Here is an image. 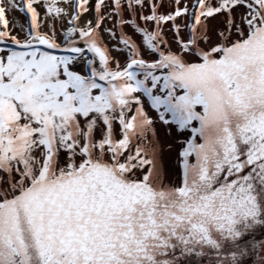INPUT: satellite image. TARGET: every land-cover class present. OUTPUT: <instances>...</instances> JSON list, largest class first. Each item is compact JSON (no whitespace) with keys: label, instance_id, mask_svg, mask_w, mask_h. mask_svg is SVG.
Returning a JSON list of instances; mask_svg holds the SVG:
<instances>
[{"label":"snow or ice","instance_id":"1","mask_svg":"<svg viewBox=\"0 0 264 264\" xmlns=\"http://www.w3.org/2000/svg\"><path fill=\"white\" fill-rule=\"evenodd\" d=\"M0 264H264V0H0Z\"/></svg>","mask_w":264,"mask_h":264}]
</instances>
